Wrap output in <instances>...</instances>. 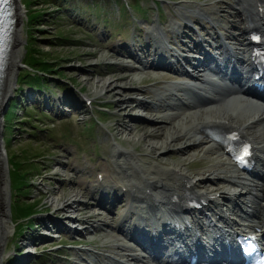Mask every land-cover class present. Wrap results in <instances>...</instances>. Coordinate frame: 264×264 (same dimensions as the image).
I'll use <instances>...</instances> for the list:
<instances>
[{
    "label": "rangeland",
    "instance_id": "374dc122",
    "mask_svg": "<svg viewBox=\"0 0 264 264\" xmlns=\"http://www.w3.org/2000/svg\"><path fill=\"white\" fill-rule=\"evenodd\" d=\"M16 1L25 10V15L22 17L24 40L20 47L22 59L14 73L13 91L5 103L11 102L14 97L17 90L16 78L24 71L22 62L27 58L31 47L40 51V55H44L54 66L45 80L48 87L41 90L55 97L58 94L69 93L75 99H78L76 90H86L96 97V102L91 108L82 104L80 110L55 116L54 112L42 109L43 105L39 108L38 104H31L32 100L24 98L23 102L18 101V106L25 104L27 113L20 110L7 124L6 129L1 115L5 103L3 104L0 112V142L4 146L7 158L11 230L3 245L2 262L3 264H67L66 262L73 260L76 253L75 249L68 250L72 254L69 257L63 245L69 241L75 243L78 249L89 248L100 252L105 250L110 254L113 252V246L121 242L113 235L111 227L116 210L113 209L114 212H111L114 214L113 217L108 212L93 206L94 200L89 198L90 191L85 190L83 180L89 178V185H92L96 182V171H104L106 175L117 181L115 176L117 165L114 164V158L108 156V145L111 139L114 138L122 147L127 148L128 144L131 145L137 155L146 162H152L154 159L168 167L174 166L192 174L193 171L196 172L194 170L196 166L191 161L203 152H200L198 148L181 152L178 142L174 144L169 142L164 147H154L149 151L144 149L151 140L161 141L171 124L163 123L162 129L157 130L156 126L150 122V119L157 117L150 110V105L149 110L145 111L135 106V101L129 102L127 106L126 103L121 104L118 101L128 97L156 101L153 91L162 85L159 80L172 78L166 74L160 75V71L153 73L149 69L147 72L126 69V66L130 65L111 51L112 43L108 39L116 37H122L124 41L129 39L132 26L128 17L116 18L112 4L108 1L102 3V9L100 12L97 10V16H94L97 0H29L39 3L38 6H30L31 3H27V0ZM212 1L214 0H163L162 19L167 21L176 18L172 2L185 4L192 9L195 4L203 5ZM222 6L228 10L227 5ZM36 13H42V15L30 20V16ZM145 14L147 17L149 15V20L153 19L151 10L146 11ZM226 17L232 20V16ZM187 18L196 19L192 15H188ZM147 25L151 24H143L142 28L141 24L137 26V30L141 28L143 35L142 29ZM170 41H174L173 38H170ZM171 45L174 46L172 42ZM112 61L116 64H109ZM124 64L125 66H122ZM109 76L117 78L119 88L98 92L97 81ZM27 91L33 90L27 88L24 95ZM41 99L44 97L42 96ZM239 111L245 112V108L242 107ZM17 118H22L24 121L20 122ZM171 123L174 125L176 121ZM139 124L145 125L144 129H137ZM124 126L131 130H124ZM143 133L159 134V136L133 141ZM95 135L101 139V142L104 141L107 144L101 143V146H94L93 136ZM118 137L125 139H118ZM173 137L176 136L173 135ZM211 153L220 159L215 151ZM11 155L12 159L9 157ZM85 157L88 158V163L83 162ZM31 158L33 160H28ZM11 161H18L20 166L28 167L23 172L26 173L29 183L18 195H21L20 198H25L22 200L25 204H35L41 211L36 215L33 224L24 231H20L18 226L13 224L11 217L10 208L13 197L9 182ZM82 167L86 169V172L79 175L80 172H77V169ZM200 173L197 172L196 176L207 175V173ZM204 187L212 188L209 184H205ZM79 190L82 192L81 199L84 200V204L74 206L71 213L55 210L48 200L50 194H58L63 200L69 196V193ZM116 207L120 209L122 206L119 204ZM67 215L77 217L75 225L87 227L86 231L77 235L78 238L70 239L66 234L61 233V238H43L42 241L32 242V238L39 236L41 231L46 228L48 231L50 228L53 229L55 226L53 218L60 223H70L66 220ZM104 220L110 222V225L104 226L102 222ZM51 245H61V247L55 253L56 251L50 250ZM29 252L32 254L29 255ZM65 255L68 256V260L64 259ZM76 258H78L77 255Z\"/></svg>",
    "mask_w": 264,
    "mask_h": 264
},
{
    "label": "bare ground",
    "instance_id": "6f19581e",
    "mask_svg": "<svg viewBox=\"0 0 264 264\" xmlns=\"http://www.w3.org/2000/svg\"><path fill=\"white\" fill-rule=\"evenodd\" d=\"M232 1V0H231ZM237 3L236 6L241 7V4L239 5L238 2H242L245 4L246 0H236ZM222 2V1H221ZM224 3V2H223ZM15 7V16H16V22H15V28L13 32V38H12V46H11V59L8 62V68L6 71V81H5V87L1 94L0 98V112L2 109V106L6 99L10 96V93L13 91V81H14V73L18 68V64L20 63L22 56H21V44L24 40V30H23V22L22 17L25 15V10L22 5H20L18 2L16 3ZM195 12H198L199 14H202L204 16L209 17L210 19L214 20L215 23L221 24L222 28L224 27L225 30L228 32L227 34L221 31H215L214 33L216 37L219 39H229L234 40L236 42L241 41L240 34L236 33L235 31H232V24L229 23L225 19H220V14L218 9H213L212 7H206L199 10H193L187 7L183 8V12L179 15L183 16V18H186V15L193 14ZM153 28L155 30L156 26L153 25ZM228 28L231 29V31H228ZM162 44L164 41L161 36L158 37L156 40V43ZM193 80L196 83H201V79L198 73H195L193 76ZM98 92L105 91V89H117L119 88L117 84V78H113L111 76L107 78H100L98 81ZM172 85V84H171ZM169 86L166 87V90H169ZM182 90L181 86H175L174 91ZM157 96L165 94V91H157ZM214 96L218 97V100L216 102H209L207 103V106H203V104H199L193 99L187 102L186 105L180 107L181 110L179 113H177V122L174 125H170L167 130L166 136L161 141H155L151 140L147 143L145 146V149L149 150L151 148H160L164 147L169 142H175L178 141L181 144L185 145V149L189 147L191 142L193 141H199L198 144L204 143L208 144V141L205 140L203 132H201V128L205 127L207 124L217 122L220 120L223 115L226 118V116H230L231 119L237 121L235 118L239 117V111L227 108V106L232 105L234 102H244L249 105H255L256 110L254 112H251L249 115L245 116L240 120V127L246 131L249 132V136L254 141L257 149V155H258V162L262 161V165L259 172L264 174V104L252 99L247 96L243 95H234L232 92L226 93L223 91H217L214 92ZM137 99L134 98H123L120 99L118 102L121 104H125L126 106L129 102L134 101ZM148 103V101L143 99H138L136 105L137 106H145ZM158 107H161V103L158 104ZM166 106H163V108ZM197 109H194V108ZM140 116V115H138ZM176 117V116H175ZM168 116H159L154 119H150L151 123H153L157 130L162 129L163 123L167 122ZM173 119L169 118V121ZM1 126V124H0ZM145 125L139 124L137 129H144ZM170 129V130H169ZM124 130H131V128L126 127ZM173 135H178L175 139H172ZM159 136L153 135V134H147L143 133L140 134V136L135 140H141L143 138L149 137V139L155 138ZM210 146V145H209ZM112 151H116L119 149L117 146L112 145ZM131 148V147H129ZM124 148L123 150H120L118 153L119 162L121 167L120 172L125 173L122 177H119L120 181L123 182L124 185L127 186V182H131L134 180V183L137 185H140V188L136 191V197L131 204L129 208V212L133 213L135 216L132 219L136 224L137 231L143 232L144 231V223L146 221H155L156 225H159V219L161 217L169 212V209L167 207L168 203V197L172 190L181 189L182 184L178 183L175 184L177 179L180 181L181 179L185 178V175L181 174L180 172H177L173 168L166 167L165 165L153 161V162H146L139 158V156L136 155V153L129 149ZM5 150L4 146L0 142V264H3L1 254L3 253V245L5 240L7 239L8 234L11 230L10 223V216H9V184H8V178H7V158L5 156ZM131 161L138 162L137 166L131 165ZM215 167V168H214ZM213 167V170L209 173V180H213L215 178H219V180L229 182L231 180V174L229 171L226 170L230 169L229 166H224V163L217 164ZM136 170H138L139 173H141L143 176H145L144 180L140 179L138 175H131L129 173H134ZM217 172V173H216ZM128 175V176H126ZM131 176V181L128 179V177ZM177 181V182H178ZM234 183H237V180H233ZM105 186H107L105 184ZM146 189L148 192H146ZM259 190L261 192H264V186H260ZM250 193H258L260 196H262V201L258 202V199H253L254 207H253V217L252 218H258L260 220V223H264V197L263 194L257 191L256 186H250L246 185L243 186L240 190H232L230 189V194L232 197H229L228 202H230L231 198H234L235 200L240 198H247L246 195ZM225 190H222L219 197L217 199L212 200V203H220L221 201L225 200ZM48 200L51 202V204L55 207V210H62L63 212H72L74 206L78 204H83V201L81 199V193L80 191H75L69 193V196L63 200H61V196L58 194H50L48 197ZM249 200V199H248ZM248 200H246V205L248 206ZM252 201V200H249ZM220 205V204H216ZM125 219H127L126 215L124 216ZM131 220V221H132ZM75 222V220H73ZM247 222V220H246ZM106 224V221L103 222ZM261 226V224H260ZM264 227V226H263ZM114 249V256L118 257V261H115L116 264H130V260L139 259L145 257L142 253L135 251L129 244L119 243L113 247ZM118 249V250H116ZM148 262L147 264H152L154 259L153 258H147Z\"/></svg>",
    "mask_w": 264,
    "mask_h": 264
},
{
    "label": "trees",
    "instance_id": "16d2710c",
    "mask_svg": "<svg viewBox=\"0 0 264 264\" xmlns=\"http://www.w3.org/2000/svg\"><path fill=\"white\" fill-rule=\"evenodd\" d=\"M29 0H27L28 2ZM31 5L34 6L36 4L31 2ZM42 15V13H36L30 16V20H33L36 16ZM40 51H37L34 48H30L28 51V56H27V66L31 68L32 71H27L21 76V79L23 81L28 82L29 80H33L35 74L38 72H33L34 70L36 71H41L43 74L46 73L48 68L51 70L52 69V64H50V60H48L44 55H40ZM47 67V69H46ZM41 77L37 76L34 78L36 83L41 82ZM13 105H11V109L7 112V120L10 121L11 116L15 112V108L13 109ZM7 126V125H6ZM28 160H33V158L28 159ZM21 162V161H20ZM24 168V169H22ZM27 166H20V163L17 161L16 164L13 165L12 169V174H11V179L13 183V190L16 192V195L22 191L24 186H26L29 182V179L26 177V173L23 172L27 170ZM22 200H25V198H20V196L17 195V198L14 200V204L12 205V211L15 216V220L18 221L20 219L29 221L32 216L38 211V208L36 207L35 204H29L26 203Z\"/></svg>",
    "mask_w": 264,
    "mask_h": 264
}]
</instances>
